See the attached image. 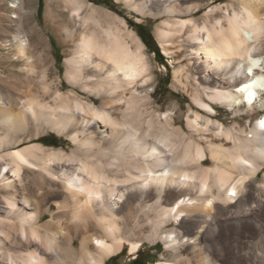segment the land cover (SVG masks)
<instances>
[{
    "label": "bare ground",
    "instance_id": "bare-ground-1",
    "mask_svg": "<svg viewBox=\"0 0 264 264\" xmlns=\"http://www.w3.org/2000/svg\"><path fill=\"white\" fill-rule=\"evenodd\" d=\"M65 1L80 16L83 3ZM215 1L145 0L168 16L159 30L163 40L179 34L188 42L184 55L195 74L187 83L194 103L186 111L152 104L139 90L153 78L144 43L136 35L137 51L131 50L107 29L108 42L83 33L76 53L66 57L71 90L52 86L44 69L42 91L28 83L15 100L0 96V264H105L126 247L135 254L151 230L170 248L168 260L157 264H182L179 245L190 250L192 264H218L212 235L222 222L252 214L261 233L264 197L248 181L264 167V115L244 126L240 121L264 107V0L209 4ZM41 62L48 63L44 54ZM173 76L186 83L184 67H174ZM215 104L229 110L232 124L217 118ZM40 124L74 131L73 152L19 147ZM50 199L57 213L46 207ZM171 218L181 220L179 227L167 228ZM39 242L47 244L48 258L21 254ZM248 257L262 263L264 251Z\"/></svg>",
    "mask_w": 264,
    "mask_h": 264
},
{
    "label": "rangeland",
    "instance_id": "rangeland-1",
    "mask_svg": "<svg viewBox=\"0 0 264 264\" xmlns=\"http://www.w3.org/2000/svg\"><path fill=\"white\" fill-rule=\"evenodd\" d=\"M78 1L83 3L80 16L74 11V5L68 4L65 0H0V96L15 100L18 96L19 87L28 83L42 91L44 82L42 70L44 69L47 70V79L51 85L61 84L63 92H67L73 88V85L69 82L66 57L76 53L79 44L82 43L83 33L95 34L108 42L110 38L108 32L105 31L107 29L120 34L127 46L131 50L137 51L135 36L140 37L144 43L139 33V28L144 27V31H149L153 36L162 58L144 43L143 53L145 52L144 55H146L150 67L149 73L153 78L146 86L139 85V90L151 95L152 104L163 111L175 104L186 111L194 103L188 88L192 86L191 82L195 69L193 64H189L187 56L184 55L188 42L179 34L178 36L173 35L168 40H163L160 37L159 30L167 28L163 21L167 20L168 16L157 14L158 4H148L147 2L145 4V0ZM230 1L216 0L209 4L225 5ZM24 2H27V7L23 6ZM192 3L187 2L186 5ZM207 8L206 5L200 13ZM31 9L32 17L26 16L27 11ZM5 40H10L11 43H6ZM43 54L48 58V63L45 66L41 62ZM174 67L185 68V80L187 79L185 84L179 85L174 82ZM187 83L189 84L188 88ZM80 96H83L82 98L85 100L93 99L97 104L100 101L86 91H81ZM215 105L217 118L226 119L227 124H232L234 122L233 115L229 110L219 104ZM262 115H264V107L259 108L250 119L246 115L242 117L240 124L244 126L250 122L254 123ZM182 123H185L184 115ZM31 124L34 125V121L30 123V126ZM58 128L57 126L54 128L51 125L40 124L38 134L31 140L22 141L19 147L38 144L44 146L49 152L63 150L67 154H71L75 148V143L71 138L74 131L66 128L63 133L59 132ZM4 133L5 130L0 129V137ZM11 149L13 148L6 149L3 153ZM210 164L208 163L206 166ZM2 166L3 162L0 163V169ZM31 167L38 170L36 166ZM45 173L50 178L55 177L48 172ZM29 179L35 181L32 175ZM49 183L55 184L54 180L51 179ZM248 183L252 185L253 192L264 197V167H261L258 174ZM2 193L3 191H0V194ZM243 193L247 196L249 190H244ZM49 206L54 213H57L54 199H50V203H47L46 207ZM251 206L250 203L247 204V207ZM250 215L238 217L232 222H222L217 226L215 234L212 235L216 247L213 249L212 261L218 264H264L261 261H253V257L252 259L248 257L253 253L264 251V212L260 215L263 222L262 235L253 222L254 216ZM48 219L49 214L47 213L42 217L41 222ZM60 220L63 221V218ZM180 222L181 220L171 218L167 228L179 227ZM52 228L54 225L50 226L48 232L51 233ZM39 234L43 236L44 230H41ZM144 234L145 236L139 240L140 248L135 254L130 253L129 248L126 247L121 253L110 256L105 264H157L159 261L166 262L170 256V248L162 235L154 233V230L145 231ZM18 236L21 239V235ZM42 243L32 244L30 249L22 251L21 254L38 251L43 254L44 258H48L50 255L49 248L45 242L43 245ZM177 249L180 256L184 258L180 260L181 263L183 262L182 264H188L192 261L190 250L186 245H179ZM44 264L59 263L57 261H45Z\"/></svg>",
    "mask_w": 264,
    "mask_h": 264
},
{
    "label": "trees",
    "instance_id": "trees-1",
    "mask_svg": "<svg viewBox=\"0 0 264 264\" xmlns=\"http://www.w3.org/2000/svg\"><path fill=\"white\" fill-rule=\"evenodd\" d=\"M104 2H108V1L105 0ZM141 28H143V29H141ZM139 29H140L139 33H140V35H141L144 43L147 46L151 47L152 50L156 53L157 56H159L160 58H162V55L160 53V50H159L158 46L156 45V43H155V41H154L153 36L151 35V33L149 31H147V32L144 31L145 30L144 27H140Z\"/></svg>",
    "mask_w": 264,
    "mask_h": 264
}]
</instances>
